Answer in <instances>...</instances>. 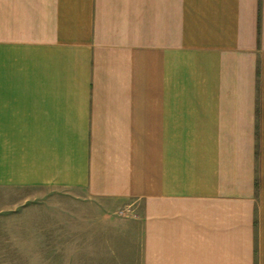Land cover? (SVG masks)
I'll use <instances>...</instances> for the list:
<instances>
[{
	"label": "crops",
	"instance_id": "obj_1",
	"mask_svg": "<svg viewBox=\"0 0 264 264\" xmlns=\"http://www.w3.org/2000/svg\"><path fill=\"white\" fill-rule=\"evenodd\" d=\"M24 187L133 206L110 222L140 264H264V0H0V188Z\"/></svg>",
	"mask_w": 264,
	"mask_h": 264
},
{
	"label": "rangeland",
	"instance_id": "obj_2",
	"mask_svg": "<svg viewBox=\"0 0 264 264\" xmlns=\"http://www.w3.org/2000/svg\"><path fill=\"white\" fill-rule=\"evenodd\" d=\"M93 206L64 188H0V264H140L139 247L110 222L133 206L108 222Z\"/></svg>",
	"mask_w": 264,
	"mask_h": 264
}]
</instances>
